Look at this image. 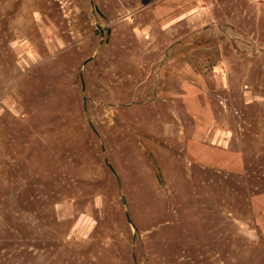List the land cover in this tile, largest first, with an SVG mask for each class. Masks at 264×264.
<instances>
[{
  "label": "rangeland",
  "instance_id": "1",
  "mask_svg": "<svg viewBox=\"0 0 264 264\" xmlns=\"http://www.w3.org/2000/svg\"><path fill=\"white\" fill-rule=\"evenodd\" d=\"M0 264H264V0H0Z\"/></svg>",
  "mask_w": 264,
  "mask_h": 264
},
{
  "label": "water",
  "instance_id": "2",
  "mask_svg": "<svg viewBox=\"0 0 264 264\" xmlns=\"http://www.w3.org/2000/svg\"><path fill=\"white\" fill-rule=\"evenodd\" d=\"M130 221V220H129Z\"/></svg>",
  "mask_w": 264,
  "mask_h": 264
}]
</instances>
